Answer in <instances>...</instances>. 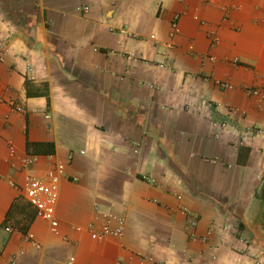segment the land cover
Wrapping results in <instances>:
<instances>
[{"label":"crops","instance_id":"obj_1","mask_svg":"<svg viewBox=\"0 0 264 264\" xmlns=\"http://www.w3.org/2000/svg\"><path fill=\"white\" fill-rule=\"evenodd\" d=\"M0 40V264H264V0H0ZM26 142L65 167L39 249L4 226ZM110 214L122 238L93 239Z\"/></svg>","mask_w":264,"mask_h":264},{"label":"built area","instance_id":"obj_2","mask_svg":"<svg viewBox=\"0 0 264 264\" xmlns=\"http://www.w3.org/2000/svg\"><path fill=\"white\" fill-rule=\"evenodd\" d=\"M87 8L82 9L86 12ZM178 32V16H174L171 22V30L169 37L172 39ZM154 39V37H150ZM210 47L213 48L216 46L218 40L213 34H210ZM168 49H172L171 44L167 45ZM192 52V47L188 48ZM7 53L6 44L4 41L0 40V62L3 61L5 54ZM207 59L211 62L214 59L210 56L202 57V60ZM214 85L220 90H232L234 87L226 82L222 81H213ZM246 93L251 96L257 97V107L260 106L261 101L264 99V91L257 89H247ZM5 104V102L0 98V106ZM7 106L9 107L10 113H15L23 115L26 113V110L15 104L13 101H8ZM228 115H232L233 111L228 109ZM47 118V117H46ZM213 127L218 130H223L227 128L225 122L213 123ZM263 134V131L257 127H245L240 136V142H243L246 137H252L256 135ZM83 152H79V155H83ZM36 162L35 157H25L21 161V170L25 171L23 184L20 189L21 196L23 200L31 206L35 212L36 217L44 221L49 225L50 232L53 235H58V222L55 218V205L58 197V184L60 180L65 176V167L61 163H56L52 168L47 169L42 172L41 175L35 174L30 170V166ZM75 181V180H74ZM111 222L116 223V226H112ZM123 222L120 218H117L114 215H109L106 218L104 224H102L99 232H91V237L95 240H105L109 237H114L116 239H121L123 235ZM191 227H196L197 220L194 217L190 223ZM6 233H11L12 229L5 228ZM210 232L208 233V235ZM24 239L30 243L35 249H39V246L33 241V236L30 233L24 234ZM190 240H195L194 235H190ZM202 242H207V239H201ZM72 261V260H70ZM212 264H216V258L212 257Z\"/></svg>","mask_w":264,"mask_h":264},{"label":"trees","instance_id":"obj_3","mask_svg":"<svg viewBox=\"0 0 264 264\" xmlns=\"http://www.w3.org/2000/svg\"><path fill=\"white\" fill-rule=\"evenodd\" d=\"M47 147H50V149L47 150ZM25 151L26 154L29 156H39L45 154H52L53 148L51 144L48 145L47 143L26 142ZM26 208L29 211H27ZM13 213L15 215L11 216V214ZM34 217H36L35 210L31 206H29L24 200L17 199L16 201L13 202L10 209L8 210V213L6 215V220L4 222V226L6 223L11 222L13 228L25 234L27 233V230Z\"/></svg>","mask_w":264,"mask_h":264}]
</instances>
